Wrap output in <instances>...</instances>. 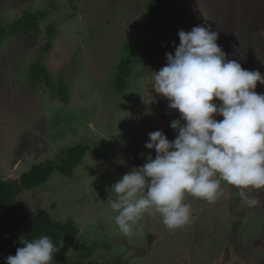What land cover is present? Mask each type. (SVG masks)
Returning <instances> with one entry per match:
<instances>
[{
	"label": "rangeland",
	"instance_id": "1",
	"mask_svg": "<svg viewBox=\"0 0 264 264\" xmlns=\"http://www.w3.org/2000/svg\"><path fill=\"white\" fill-rule=\"evenodd\" d=\"M25 11L46 16L34 33L8 35ZM209 25L229 60L264 75V0H176L159 25L149 18L147 0L0 5V178L16 179L35 163L60 161L72 146H89L72 176L56 171L44 187L17 197L26 211L46 210L79 227L70 259L264 264V190H252L259 203L248 207L234 198V186L221 181L215 202L185 195L191 218L181 228L169 230L159 214H144L129 236L119 231L107 203L114 183L146 163L149 153L155 158V150L145 147L150 132L176 138L170 124L180 113L152 89L154 75L166 65V53L175 54L180 30ZM124 58H131L133 72L120 89L115 78ZM38 70L36 79L45 84L33 83ZM61 82L68 87L66 99ZM255 91L264 94V85Z\"/></svg>",
	"mask_w": 264,
	"mask_h": 264
},
{
	"label": "clouds",
	"instance_id": "2",
	"mask_svg": "<svg viewBox=\"0 0 264 264\" xmlns=\"http://www.w3.org/2000/svg\"><path fill=\"white\" fill-rule=\"evenodd\" d=\"M178 36L175 54L166 53L167 63L151 86L180 113L170 124L176 138L150 132L145 147L155 150V158L149 153L146 163L110 188L107 203L125 236L144 214H159L169 230L181 228L191 218L185 195L215 202L221 181L234 186V198L248 207L259 203L252 190H264V94L255 91L264 75L229 60L210 25L180 30ZM19 243L6 264H52L64 245L48 235L21 236Z\"/></svg>",
	"mask_w": 264,
	"mask_h": 264
},
{
	"label": "trees",
	"instance_id": "3",
	"mask_svg": "<svg viewBox=\"0 0 264 264\" xmlns=\"http://www.w3.org/2000/svg\"><path fill=\"white\" fill-rule=\"evenodd\" d=\"M7 1L11 0H0V5ZM175 4L176 0H147V9L151 22L155 25L164 22ZM45 16V12L40 14L25 11L17 21L15 20V23H11L12 32L8 35L15 34L16 36H20L34 33L40 20ZM51 29H55V27L51 26ZM0 33V36H2L3 32ZM46 47L50 49L51 42H47ZM41 72L39 70L35 71L34 74L37 76L34 78V84L46 83H44L43 79H36L38 76H41ZM132 72L133 63L131 58L122 59L118 65V73L115 78L118 88H126ZM45 74L46 71L44 72V76ZM60 84L65 92L62 94L63 98L66 99L69 92L68 87L64 82ZM88 150V145L77 144L68 148L60 161L48 158L33 164L29 170L24 171L16 179L8 180L0 178V264H6V257L15 255L16 249L22 247L19 243L21 236L33 239L39 238L41 235H48L54 243L60 239L64 241L60 252L55 254L52 264H124L119 259L103 262L92 258L70 259L71 247L77 239L79 227L73 221L65 223L57 221L46 210L32 213L17 204L19 194L25 190L34 191L36 188L44 187L51 175L56 171L66 176H72L75 173V168L82 164ZM103 155L100 158H103ZM86 248L92 251L91 246Z\"/></svg>",
	"mask_w": 264,
	"mask_h": 264
}]
</instances>
